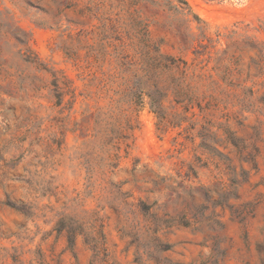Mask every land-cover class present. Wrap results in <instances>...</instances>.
Masks as SVG:
<instances>
[{"label":"rangeland","instance_id":"1","mask_svg":"<svg viewBox=\"0 0 264 264\" xmlns=\"http://www.w3.org/2000/svg\"><path fill=\"white\" fill-rule=\"evenodd\" d=\"M186 1L0 0V264H264V0Z\"/></svg>","mask_w":264,"mask_h":264},{"label":"trees","instance_id":"2","mask_svg":"<svg viewBox=\"0 0 264 264\" xmlns=\"http://www.w3.org/2000/svg\"><path fill=\"white\" fill-rule=\"evenodd\" d=\"M174 2L176 1L178 4L182 5L185 7V11H188L187 15L193 16V19L199 24L198 26V30L200 31V37L199 38H204L207 39L208 41H212V38H208L205 32V29L203 28V26H201V19L196 15L192 13L191 7L189 5V3L186 0H173ZM207 1H220V0H207ZM3 13L0 12V16H2ZM258 33L260 34H264V25L260 26V28H258L256 30ZM238 35L237 31H231L228 35H222L221 33H218L217 35V40L219 41L222 37H226V38H233L234 36ZM15 38H17L18 41H22L23 38H21L20 36L14 35ZM236 47L237 49H240V47L242 45L247 46L250 50L254 51L256 53V61H254V64H256L257 68L261 71H264V40H261L257 37H247L246 41L243 42H236ZM157 55L153 58L152 63L149 66V69L145 71V77L147 79L148 82H150L152 84V87L155 88L157 87V83H155V78L156 76H162V74L164 73V71H169V72H181L184 76L187 77V71L189 70L188 68V64L181 60V59H176L173 58L171 56H166L160 53V50L156 51ZM232 58H234V55L232 56ZM226 73L230 74L231 70L230 68H226ZM160 81H162V83H165L168 81V79L164 80L161 79ZM158 92L161 95L162 91H168V88L164 85L163 87H159L158 86ZM247 92L251 95L254 96L255 92L252 89L247 90ZM157 91L156 90H149L146 95L147 97L150 99L149 100V106L151 108V110L156 113V114H160V109H161V105H162V101L163 99L160 97L156 96ZM188 90H184L182 88L179 87V85H176V88L174 89V96L177 98H183L184 101L187 99L188 97ZM162 96V95H161ZM188 101L192 104H187V106L189 105H193V103H197V106L200 109H204L201 106V103L199 102V98H189ZM262 103H264V97L261 101ZM230 137L231 139L234 141L232 142L233 145L239 150L240 154L243 156V161L252 165L254 169H257V164H256V158L258 156V148H254V145H249L247 144L245 141L243 140H239L234 138V134L229 130V128H226L225 131ZM250 148L253 151H250ZM8 206H10L11 208H14L18 211H20L18 208H16L14 206V204H12V202H8ZM70 244L74 245V239L72 237H70Z\"/></svg>","mask_w":264,"mask_h":264}]
</instances>
